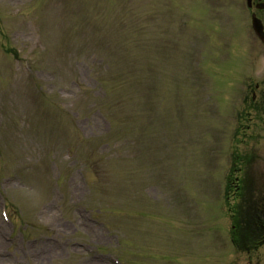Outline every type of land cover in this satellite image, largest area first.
Masks as SVG:
<instances>
[{"label":"rangeland","instance_id":"1","mask_svg":"<svg viewBox=\"0 0 264 264\" xmlns=\"http://www.w3.org/2000/svg\"><path fill=\"white\" fill-rule=\"evenodd\" d=\"M240 3L0 0V264H264L225 203L264 196Z\"/></svg>","mask_w":264,"mask_h":264},{"label":"trees","instance_id":"2","mask_svg":"<svg viewBox=\"0 0 264 264\" xmlns=\"http://www.w3.org/2000/svg\"><path fill=\"white\" fill-rule=\"evenodd\" d=\"M234 220V239L239 246L248 248V244L255 243L253 238L261 231L262 224L255 225V216H243L239 218L234 216Z\"/></svg>","mask_w":264,"mask_h":264},{"label":"flooded vegetation","instance_id":"3","mask_svg":"<svg viewBox=\"0 0 264 264\" xmlns=\"http://www.w3.org/2000/svg\"><path fill=\"white\" fill-rule=\"evenodd\" d=\"M255 4L264 7V0H254ZM264 9V8H263ZM256 95V94H255Z\"/></svg>","mask_w":264,"mask_h":264},{"label":"water","instance_id":"4","mask_svg":"<svg viewBox=\"0 0 264 264\" xmlns=\"http://www.w3.org/2000/svg\"><path fill=\"white\" fill-rule=\"evenodd\" d=\"M255 23H256V26L258 27V23L255 21ZM258 29H259V27H258Z\"/></svg>","mask_w":264,"mask_h":264}]
</instances>
